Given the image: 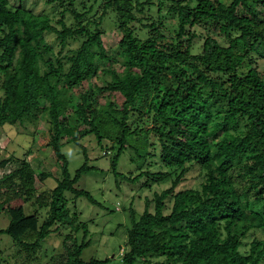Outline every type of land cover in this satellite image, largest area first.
<instances>
[{
  "label": "trees",
  "instance_id": "16d2710c",
  "mask_svg": "<svg viewBox=\"0 0 264 264\" xmlns=\"http://www.w3.org/2000/svg\"><path fill=\"white\" fill-rule=\"evenodd\" d=\"M23 1L0 0V125L28 115L36 114L39 120L47 116L48 143L59 176L49 192L35 193L26 159L3 173L0 211L16 199L34 197L35 203L47 207V213L35 226L20 204L9 207V222L0 232L8 233L25 258L32 259L46 236L68 227L65 238L73 240L65 244V257L60 261L52 257L46 264L104 261L82 259L81 252L90 241L87 223L67 204L65 192L95 202L88 190L75 186L82 171L92 168L85 148V161L73 175L61 151L67 127L61 113L70 108L76 120L71 139L78 142L93 134L99 142L107 141L105 149L111 152L115 174L116 160L126 147L130 160L141 167L151 154L150 134L156 137L159 158L169 171L141 170L125 179L136 181L143 176V185L150 186V180L165 179L178 170L168 187L153 190L150 199L145 197L140 214L129 207L121 264H264V238L253 237L247 247L244 242L257 226L255 214L264 229V73L250 56L252 52L264 56V0H158V11L167 4L175 23L167 26L159 15L141 22L137 30L132 23L141 18L135 10L151 0H92L82 10L73 0L66 4L45 0L63 5L59 26L47 15L26 9ZM108 10L121 32L113 54L105 49L99 28ZM65 11L73 18L70 24L64 20ZM91 11L96 15L84 22ZM163 27L168 28V36ZM195 27L205 29L197 52L192 51ZM44 32L55 33L61 46L58 53L46 42ZM79 36H84L79 46L61 51L69 37ZM115 62L126 81L111 69ZM244 62L247 68L241 71ZM100 65H106L100 69L111 76L105 86L90 82ZM61 76L74 79L76 85L87 81V90L61 98ZM103 91L110 93L103 95L104 108L97 110L98 93ZM41 95L47 111L39 101ZM141 120L147 123L138 125ZM80 122L83 129L77 126ZM11 157L0 164L18 163ZM195 166L202 172L199 186L175 189ZM80 229L82 238L76 242L73 234ZM153 254L165 258L152 260Z\"/></svg>",
  "mask_w": 264,
  "mask_h": 264
},
{
  "label": "rangeland",
  "instance_id": "374dc122",
  "mask_svg": "<svg viewBox=\"0 0 264 264\" xmlns=\"http://www.w3.org/2000/svg\"><path fill=\"white\" fill-rule=\"evenodd\" d=\"M16 3L17 0H10ZM82 1L84 5H82ZM144 1V0H140ZM158 0H151V3H145L142 5L144 8L140 11L135 10L137 17L141 18V21H134L132 25L137 28L141 25V22H148L156 20L159 15L162 16V21L171 26L175 23V18L170 16L167 12V4L160 7L158 11ZM67 3V0H64ZM74 5L79 9H86L88 5L92 3V0H73ZM24 7L30 10L34 14L47 15L50 22L56 26H59L57 19L61 16L62 4L57 2L48 3L45 0H24ZM83 6H85L83 8ZM64 9V8H63ZM96 14L91 11L84 16V22L86 19H92ZM114 14L108 10L101 22L99 28L101 30V41L105 49L113 54L116 52L117 42L121 37V32L117 27V23ZM64 20L70 24L73 21L71 14L68 11L64 12ZM92 24V23H91ZM197 36L192 44V51L197 52L199 45L205 36V29L201 27H195ZM162 32L169 33L168 28L163 27ZM141 36L142 35V32ZM44 37L47 43H49L53 52L58 53L61 49L54 32H44ZM84 36L69 37L66 41V46L61 51H65L67 48H75L79 46ZM252 60L256 63L259 69L264 73V56H259L257 52L250 53ZM46 57V55H44ZM121 58V56H120ZM42 59H38L40 65V71L42 69ZM241 67V71L247 68V63ZM106 66V65H104ZM100 65L97 74L92 78L90 82L98 85L105 86L108 81H111L109 73L102 72L100 68L104 67ZM111 69L117 71L119 76L126 81L119 62L112 64ZM63 81L62 96L66 99L69 93L84 92L87 90V81L82 83L73 84L74 79H65L61 76ZM110 91L99 92V99L97 110L104 108V96ZM3 95V89L0 86V98ZM41 105H45L44 109L47 111L45 98L43 95L39 98ZM70 103V102H69ZM38 113V112H37ZM61 119L66 123V131L61 139L62 146L61 151L65 155L68 161V168L71 175L74 174L84 161L85 157L82 152V146L87 153V164L92 168L82 171L75 186L88 190L94 197L95 202L89 201L85 196L72 197L71 192H65L67 197V204L71 210H76L78 219L87 223L88 234L86 239H89V243L83 248L81 257L83 260H89L91 258L97 261L93 264H121V248L125 244L126 240V227L130 224L128 216L129 207H133L137 214H140L144 208L145 197L151 198L153 190H161L170 185L171 180L175 176L176 172H169V175L165 179L159 181H149L150 186L143 185L144 178L141 176L136 181H129L125 179V176H134L141 170H162L169 171V168L164 166L159 158L160 146L153 134H150L149 154L145 158L141 167H138V162L130 160L129 155L131 153L130 148L126 147L119 154L115 170L118 174H115L111 167L112 155L108 149L107 141L104 139L98 141L93 134H86L82 138L75 142L71 139L72 126L75 124V117L70 108L62 111ZM146 120H141L137 124L143 125ZM79 129L84 128L83 123H77ZM50 137L49 121L46 116L44 119L39 120L38 116L28 115L21 120H15L14 122H5L0 125V161L6 157L13 159L11 164L7 167L0 164V176L8 172L14 167L20 165V160L26 159L30 164L28 168L29 181H31L35 193L49 192L56 184L59 166L56 157L52 154L51 147L48 143ZM132 141V137L128 139ZM139 144V141L137 142ZM142 143V142H141ZM140 143V146H141ZM103 149L106 151L104 154ZM6 163V162H5ZM18 165V166H17ZM49 171L51 174L41 176V172ZM20 173L26 174L21 168ZM123 173V177L121 175ZM24 177V176H23ZM202 179V172L195 166L187 171L185 177L177 185L175 189L181 188H194L198 187ZM240 188V184H237ZM4 189H2L3 191ZM3 194L0 195V199ZM20 204L23 213L29 214L31 220L35 226L39 225L41 220L47 213V207L39 206L34 202V197L31 199L21 201L19 199L14 200L10 205H6L4 211H0V229L7 226L10 215L9 207ZM11 209V208H10ZM152 209V205L150 206ZM7 210V211H6ZM257 226L252 228L247 236L244 238L245 247H247L248 241L253 237L264 238V229L260 226V218L255 214ZM60 233L56 230L52 231L42 241L40 248L36 251L35 258L26 259L24 252L20 250L19 245L14 242L8 233L0 232V264H46L51 261L52 257L55 260H63L66 253L65 244L71 243V238H65V234L69 231L68 227H60ZM83 230L80 229L77 233L74 232L73 236L76 242H80L82 238ZM73 238V237H72ZM65 242V243H64ZM152 260L163 259L165 255H152Z\"/></svg>",
  "mask_w": 264,
  "mask_h": 264
}]
</instances>
